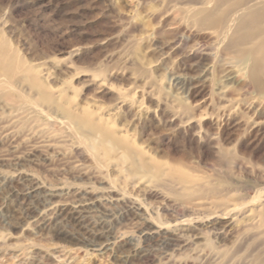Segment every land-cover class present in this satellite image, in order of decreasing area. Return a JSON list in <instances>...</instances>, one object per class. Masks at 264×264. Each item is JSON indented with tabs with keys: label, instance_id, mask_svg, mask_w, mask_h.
Segmentation results:
<instances>
[{
	"label": "bare ground",
	"instance_id": "obj_1",
	"mask_svg": "<svg viewBox=\"0 0 264 264\" xmlns=\"http://www.w3.org/2000/svg\"><path fill=\"white\" fill-rule=\"evenodd\" d=\"M154 15L171 33V42L163 48L178 50L176 60L200 55L209 59L204 69L207 85H194L182 74L173 77V84L192 101L169 104L157 99L152 106L145 98L155 99L156 83L140 93L118 88L109 112L108 106L96 102H76L64 89L45 83L41 72L0 38V98L18 114L3 119L0 141L15 143V148L44 147L47 154L51 150V162L69 163L70 170L80 180L86 178L87 184L92 180L105 183L108 169L118 174L124 170L128 175L141 173V185L136 188L157 209L144 207L133 189L126 187V177L115 174L119 189L110 185L101 191L106 187H82L83 183L53 193L64 199L50 206L54 212L69 207L72 201L67 198L76 196L84 200L72 208L116 206L121 209L118 214L132 217L126 230L143 241L157 239L166 252L171 250L163 255L168 264H264V168L260 167L264 162V0H162ZM196 76L188 77L194 80ZM96 84L104 94L110 89L105 80ZM200 96L209 99L206 111H202ZM119 115L132 122L142 116L157 117L191 146L195 156L191 161L160 160L125 127L114 123ZM82 143L90 154L81 152V159L74 160ZM261 151L262 156L256 158ZM207 156L214 169L205 166ZM90 161L93 165L86 164ZM245 178L258 184L254 194L240 185ZM53 214L43 215L40 221L49 225ZM208 237L214 241L231 238L233 244L223 248L212 241L198 243ZM191 245L197 250L191 260L178 256ZM93 247L94 251L108 250L105 243Z\"/></svg>",
	"mask_w": 264,
	"mask_h": 264
},
{
	"label": "rangeland",
	"instance_id": "obj_2",
	"mask_svg": "<svg viewBox=\"0 0 264 264\" xmlns=\"http://www.w3.org/2000/svg\"><path fill=\"white\" fill-rule=\"evenodd\" d=\"M161 4L162 0H0V38L7 40L26 64L41 72L45 83L64 89L76 102H96L108 106L105 110L109 112L118 88L140 93L156 83L159 87L154 90L155 99L145 98L146 103L153 106L157 99L169 104L178 100L192 101L173 84V77L182 74L194 85H207L209 80L204 69L209 59L200 55L176 60L178 50L163 48L167 41L171 42L172 36L154 15ZM200 46L205 48L206 44L200 42ZM191 73L197 74L196 79L188 77ZM99 80H105L110 88L104 90L105 94L97 89ZM206 96H200L202 111H206L209 102ZM15 115L18 114L0 98V125L3 119ZM114 123L125 127L132 138L160 160L191 161L195 156L188 143L176 137L169 125L159 123L153 115L142 116L139 122L119 115ZM54 128L61 131L57 124ZM84 145L77 146L74 160L81 159V152L90 154V148ZM34 146L15 148V143L0 141V264H168L164 254L169 250L166 252L157 239L143 241L126 230L125 225L130 226L132 217L118 214L121 209L116 206L72 208L71 205L84 200L76 196L67 198L72 201L67 207H71L69 210L54 212V205L64 200L54 195L59 190L83 183L86 185L82 187L92 184L106 187L101 191L108 190L110 185L119 189L121 185L114 182L118 172L108 169L105 183L92 180L87 184L86 178L76 177L69 163L51 162V150L50 157L44 147ZM68 148L69 152L73 151L72 147ZM262 154L263 151L259 152L256 158ZM211 159L206 157L205 166L214 169ZM86 164L93 165L91 161ZM260 167L264 168V162ZM119 175L126 177V187L133 189L144 207L157 211L156 206L142 196L140 187L136 188L141 185L138 184L141 173L128 175L124 170ZM240 185L254 194L258 184L245 178ZM40 212L49 216L54 213L52 217H55L45 225L40 221L43 216ZM129 237L134 238L133 242H129ZM209 241L214 246L224 245L223 248L233 244L231 238L214 241L209 237L198 243L205 245ZM96 243L107 244L108 250L94 251ZM196 251L191 245L179 251L178 256L191 260Z\"/></svg>",
	"mask_w": 264,
	"mask_h": 264
}]
</instances>
